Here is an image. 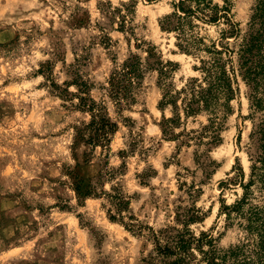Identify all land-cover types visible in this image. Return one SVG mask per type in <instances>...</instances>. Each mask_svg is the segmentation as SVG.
Masks as SVG:
<instances>
[{
    "label": "rangeland",
    "instance_id": "rangeland-1",
    "mask_svg": "<svg viewBox=\"0 0 264 264\" xmlns=\"http://www.w3.org/2000/svg\"><path fill=\"white\" fill-rule=\"evenodd\" d=\"M107 1L113 6L130 2L0 0V264H151L153 245L147 235L135 236L123 225L110 221L104 198H78L67 176L77 162L81 164L77 174L86 182L109 171L104 168L106 162L108 168L116 170L125 164L123 174L112 179L105 176L103 188L109 191L111 186H120L131 198L135 216L155 230L172 224L180 197L184 204L189 203L187 195L179 191V184L185 181L203 190L196 203L207 217L192 226L197 234L210 231L222 249L239 244L245 237L237 225L227 226L225 216L220 214L222 202L231 205L243 196L241 183L248 182L251 172L253 123L248 87L243 81L232 102L233 114L226 121L223 144L210 154L219 167L203 183L193 160L196 147L178 151L175 142L162 136L161 91L155 73L146 78L137 104L124 112L134 127L120 124L109 158L97 149L89 165L84 166L88 149L81 146L77 149L78 160L74 159L75 127L87 122L89 116L74 108L77 100L61 97L53 87L56 84L76 92L74 85H65L74 80L71 65L77 66L82 79L91 85L93 98L105 100L113 116L115 108L103 87L115 62L121 63L130 52L141 54L136 40L156 46L165 60L180 64L173 75L176 88L195 75L194 60L180 54L175 37L160 29V19L172 11V0H134L136 35L131 41L100 15L98 4ZM215 1L221 5L225 2ZM230 2L233 19L245 33L257 0ZM78 7L91 15L89 25L69 24ZM97 24L103 26L111 44H104ZM210 33L216 36L214 29ZM47 63L52 64L49 72L42 69ZM165 114L170 117V110ZM132 133L141 136V143L136 152L123 157L120 153L128 151ZM240 169L244 179L238 175ZM152 170L157 174L145 181L140 178Z\"/></svg>",
    "mask_w": 264,
    "mask_h": 264
},
{
    "label": "trees",
    "instance_id": "trees-1",
    "mask_svg": "<svg viewBox=\"0 0 264 264\" xmlns=\"http://www.w3.org/2000/svg\"><path fill=\"white\" fill-rule=\"evenodd\" d=\"M136 4L130 0L129 3L113 6L111 1H107L99 3L98 9L109 26L116 25L114 30L131 41L136 35ZM171 8L172 11L160 19V29L175 37V46L180 54L194 60L195 75L187 79L181 88H176L173 75L180 64L165 60L156 46L136 40V49L141 54L130 52L121 63L115 62L107 85L103 87L105 96L115 108L113 116L105 100L93 98L91 85L82 79L77 66L71 65L74 80L65 85L68 88L74 85L76 92L56 84L53 87L61 97L69 101L77 100L74 108L89 116L87 122L75 127L72 153L77 161V149L87 147L88 151L83 157L84 166L89 165L97 149L108 159L120 124L130 129L134 127L131 118L123 116L124 112L131 111L137 104L146 78L155 73L156 84L161 91L159 109L162 119L159 126L162 136L167 141L175 142L178 151L196 147L193 160L203 175V183L219 167L210 154L223 144L226 121L233 114L232 102L236 98L239 82L243 81L248 87L253 123L249 147L251 172L248 182L241 183L243 196L231 205L222 202L220 209L227 226L237 225L244 232L243 241L222 249L213 233L202 231L197 234L192 229L207 217V212L197 206L203 190L195 183L189 185L182 181L179 184V191L187 195L189 203L184 204L180 197L174 208L172 224L155 230L135 216L131 198L120 186H111L109 191L103 188L105 176L112 179L118 173L123 174L125 164L116 170L108 168L109 163L106 162L104 168L109 171L105 174L101 172L96 179L86 182L77 174V169L81 167L77 162L67 176L79 199L104 198L110 221L123 225L135 236L147 235L153 245L149 254L151 264H264V0H257L245 33L233 19L230 0H225L223 5L215 0H172ZM90 22L89 12L79 7L69 18V24L75 27H83ZM97 26L103 32L104 44H111L112 39L103 26ZM212 29L216 36L210 33ZM51 66V63H47L42 69L46 68L45 72H49ZM167 110L171 112L170 117L165 114ZM201 118L205 121H200ZM190 124H198V127L189 128ZM139 137L132 133L131 141L127 143L129 149L122 151L121 156L126 157L137 151L141 143ZM187 173H191L190 169H187ZM154 174L157 172L152 170L151 174L145 172L140 178L145 181ZM238 175L245 178L241 169Z\"/></svg>",
    "mask_w": 264,
    "mask_h": 264
}]
</instances>
